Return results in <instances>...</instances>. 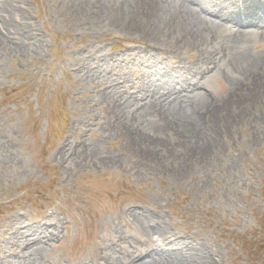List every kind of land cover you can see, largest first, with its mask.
Here are the masks:
<instances>
[{
  "label": "rangeland",
  "instance_id": "1",
  "mask_svg": "<svg viewBox=\"0 0 264 264\" xmlns=\"http://www.w3.org/2000/svg\"><path fill=\"white\" fill-rule=\"evenodd\" d=\"M77 3L0 0V34L9 40L0 54L2 264H159L151 252L139 256L156 239L148 229L155 223L184 242L179 259L168 254L172 264H203L185 253L189 245L206 253L205 264H264V72L242 85L246 75L221 55L222 31L238 25L227 23L203 45L161 48L168 67L191 69L217 56L223 63L201 78V92L218 105L211 129L189 143L167 127L130 124L126 113L144 99L125 106L122 97L147 82L149 68L130 62L114 72L111 100L99 96L111 73L87 75L89 52L142 56L152 44L142 32L149 16L129 30L111 23L114 0ZM23 24L39 42L23 35ZM244 39L242 51L264 58V35ZM22 40L27 50H9ZM44 216L58 222L59 237L40 255L21 253L5 225Z\"/></svg>",
  "mask_w": 264,
  "mask_h": 264
},
{
  "label": "bare ground",
  "instance_id": "2",
  "mask_svg": "<svg viewBox=\"0 0 264 264\" xmlns=\"http://www.w3.org/2000/svg\"><path fill=\"white\" fill-rule=\"evenodd\" d=\"M76 1L84 7L93 2V0ZM113 8L114 10L106 11L112 14L111 23L129 30L139 28L135 20L140 14L149 16L150 22L142 29V32L151 41V47L142 56L133 55L130 59L89 52L85 58L87 75L111 73L107 83L99 84L105 87L100 91L101 99L111 100L114 99V95L110 87L119 79L115 77L114 72L122 71L130 62L142 68H149L148 72L151 71L152 75L147 82L135 89V93H128L122 97L125 106L144 99L143 103L139 104L136 114L126 113L130 124L134 127L144 123H152L156 127H167V130L171 129L181 137L190 139L189 143L196 138L201 139L205 132L208 134L211 129H208V121L214 115L212 110H216L218 105L206 92H201L203 89L201 78L210 68L221 69L223 63H220V56L211 57L208 62L202 59L203 63L191 69L180 65L168 67L163 62L161 48L173 51L184 44L203 45L208 39L217 36L216 31L224 30V25L236 23L238 25L236 31L231 29L222 31L227 38L223 41L226 44V53L221 55L224 59L229 58L234 66L236 65L238 73L246 75L241 81L242 85L250 83L249 81L253 80L260 71L264 72V58H254L241 49V45L245 43V36L255 33L264 35V0H114ZM3 9L8 11L6 5H3ZM9 12H11L10 9ZM106 12L103 13L107 14ZM242 16L245 19L248 18L243 23ZM26 28L24 24L20 26L23 35L39 42L40 39L34 35V31L29 28L30 32H27ZM250 30L252 33L249 32ZM165 34L169 36L164 40L161 36ZM160 39L165 41H162L165 47L163 44H157ZM8 41L6 36L0 34V54L8 49L4 46ZM28 46V43L22 40L15 47L9 45V50L16 53L27 50ZM155 68H158L160 72ZM122 78L124 79V77L120 79ZM106 86L109 87L106 88ZM198 94H202V97H197ZM208 141L209 147L215 145L212 135ZM82 155L81 153L77 155L79 160ZM48 220L54 219L44 216L42 222L16 226L18 221L15 224L10 221L5 226L8 230L7 234L11 238H17L15 248H19L21 253L37 256L41 254L49 240L58 238L60 234L58 222L53 224ZM148 229L153 236H156V239L152 241L148 249L140 251L139 256L151 252L150 258L160 257L159 264H172L171 260L174 258H170L168 254L179 259V254H183L181 247L184 242L172 240L168 230L159 223L152 224ZM168 242L172 243V247L179 246L177 253H171L172 248L166 246ZM187 248L189 251H185L186 254L199 255V262L203 264L208 262L206 253L198 246L189 245ZM0 264H2L1 261Z\"/></svg>",
  "mask_w": 264,
  "mask_h": 264
}]
</instances>
